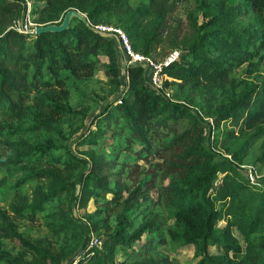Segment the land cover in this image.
<instances>
[{"label":"trees","instance_id":"obj_1","mask_svg":"<svg viewBox=\"0 0 264 264\" xmlns=\"http://www.w3.org/2000/svg\"><path fill=\"white\" fill-rule=\"evenodd\" d=\"M189 1L182 19V0L136 6L130 0H0V171L25 174L12 187V213H43L54 235L68 236L58 249L32 241L0 209V264H62L74 254L79 257L71 264H116L118 247L160 228L169 240L193 246L196 264H264V190L252 189L239 173L264 137V79L256 80L264 54V0ZM28 2L44 3L37 27L59 25L75 10L91 26L121 29L134 52L156 63L178 53L163 68L171 100L149 86L141 67H130L124 83L115 39L76 19L63 33L10 30L24 20ZM98 73L116 97L78 138V147L89 148L85 158L52 138L32 144L22 137L38 132L62 139L59 122L82 114L69 104L67 80L87 82ZM220 131L213 147L212 132L216 138ZM108 134L113 141L119 137L113 159L98 152ZM120 157L126 160L120 163ZM257 162L264 165V141ZM29 184L30 197L21 195ZM103 193L112 195L122 213L114 230L107 228L112 234L102 248L87 249L86 235L100 228L94 213L87 215L89 223L73 211L86 209ZM137 211L143 220L131 231L126 216ZM7 239L15 255L4 248ZM210 247L220 254L210 255ZM132 264L175 263L146 254Z\"/></svg>","mask_w":264,"mask_h":264},{"label":"rangeland","instance_id":"obj_2","mask_svg":"<svg viewBox=\"0 0 264 264\" xmlns=\"http://www.w3.org/2000/svg\"><path fill=\"white\" fill-rule=\"evenodd\" d=\"M146 2L147 0H130V4L133 6ZM43 6V2H28L26 4L25 11L22 12V19H24V21L29 20L31 24H34L36 13ZM189 6V0H182V3H179L178 14L182 19H184L185 8H188ZM119 58L121 63L120 65H122V56L120 54ZM244 69L245 67L241 68L234 74V76L238 78L241 77ZM143 70L145 74H147L145 69ZM121 77L122 80H124V83L126 81L128 82V75L126 77V75L123 76L121 74ZM262 79H264V54L258 69V76L256 80L260 81ZM67 82L70 87L68 100L71 108L81 111V116H85L64 117L59 122V129L62 133V139L56 135L38 134V132L24 134L22 137L32 144L42 142L47 137L52 138L58 143L60 141L61 144L67 145L69 150L76 156L85 158L83 153L88 151L89 148L84 146L78 147V138L86 131L93 117L101 113L105 107V104L113 101L116 96L110 95L112 91L111 87L108 84V80L101 73L96 74L90 81L87 82H78L71 78H69ZM224 129L225 126H222L221 131ZM221 131L218 133V135L216 132V138L215 132H212V140L210 141V145L213 147H217V145H219V141L221 140ZM110 138L111 134H108L107 138L101 141L102 149H100L98 152L100 154L106 155L108 159H113L118 154L116 146H118L120 142H118L119 137L115 138L114 141ZM263 141L264 137L249 151L247 157L245 158L244 165L239 166V173L241 177L244 178L249 186L254 190H264V165L257 162V159L262 152ZM133 159L135 158H131L129 161L131 164L135 162ZM125 160L126 159L120 157L119 162L121 163ZM139 163L140 165L143 164L142 162ZM23 175H25L24 172L15 173L0 171V209L5 210L9 214L10 218L17 225L18 231L26 238L36 242L41 241L45 245L51 244L53 248L58 249L61 244H64V241L68 238V236L66 237L63 234L61 236L54 235L51 232L50 226L48 225V222L44 216L45 214L39 213L35 217H30L28 215L20 217L12 213V208L14 206V191L12 187ZM30 186V184L23 186L20 188L19 193H21L23 196L30 197ZM151 196L152 200H157V192H151ZM58 203L59 201L56 200L47 206L46 213H50L52 208L55 207V205L57 206ZM73 212L74 216L78 220L89 223L90 221L88 220L87 215L94 213L92 221L98 223L100 233L89 232L85 238V247L87 249H91L93 246L101 249L103 243L102 240L106 237V235L112 234L109 232L114 230L117 224V218L122 213V207L119 203H115L112 200V195L110 193H103L97 202L91 200L86 209L74 208ZM142 216L143 215L140 214L139 211L127 213V220L129 219L131 222H133L130 229L131 231L141 225V221L143 220ZM223 226L224 223L219 224V227ZM107 228H109L110 231H106L108 230ZM107 232L109 234H106ZM232 232L241 246L244 247V240L240 234L235 230H232ZM73 242H77V240H74L73 238ZM3 243L4 248L8 252H10L12 255L16 254V246L13 243H11L8 239L4 240ZM208 252L210 255L220 254L219 250L214 247H210ZM146 254L168 257L170 260H173L175 264H196L198 261L194 259L193 246L182 245L169 240L163 234L160 228L159 230L144 234L140 241L133 242L130 245L118 247L116 249V264L123 262L132 264L144 258ZM76 255L77 254H74L69 260L63 261L62 264H71L72 262L74 263L77 257H79Z\"/></svg>","mask_w":264,"mask_h":264},{"label":"built area","instance_id":"obj_3","mask_svg":"<svg viewBox=\"0 0 264 264\" xmlns=\"http://www.w3.org/2000/svg\"><path fill=\"white\" fill-rule=\"evenodd\" d=\"M37 26L31 24L29 20H23L22 22H17L10 27V30H14L19 33H31ZM96 31L103 34H110L117 38L119 50L122 55V70L121 74L124 76L128 75V69L130 67H141L145 69L148 77L149 86L159 94L164 95L166 98L171 100V93L164 83L168 80L167 76L163 73V68L168 66L170 63L174 62L178 58V53H173L170 55L164 63H156L152 59L140 55L132 49L126 34L119 28L106 25L92 26ZM93 247V246H92Z\"/></svg>","mask_w":264,"mask_h":264},{"label":"water","instance_id":"obj_4","mask_svg":"<svg viewBox=\"0 0 264 264\" xmlns=\"http://www.w3.org/2000/svg\"><path fill=\"white\" fill-rule=\"evenodd\" d=\"M76 19L78 21H80L81 23H83L87 28H89L92 32H94L95 34L104 37V38H111V39H115L116 42H118L117 38L113 35L110 34H103L100 33L98 31H96L88 22V20L86 19V16L81 14L78 11L75 10H71L69 12H67L61 23L59 25H48V26H39L36 27L33 30V34L34 35H42V34H57V33H63L65 31H67L70 28V25L72 23V21Z\"/></svg>","mask_w":264,"mask_h":264},{"label":"crops","instance_id":"obj_5","mask_svg":"<svg viewBox=\"0 0 264 264\" xmlns=\"http://www.w3.org/2000/svg\"><path fill=\"white\" fill-rule=\"evenodd\" d=\"M120 51V50H119ZM121 55V52L119 53ZM122 56V55H121Z\"/></svg>","mask_w":264,"mask_h":264}]
</instances>
